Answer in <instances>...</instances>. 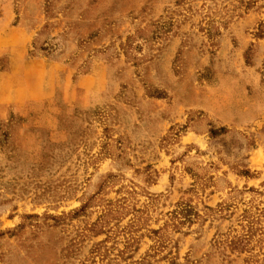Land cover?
I'll use <instances>...</instances> for the list:
<instances>
[{
    "label": "rangeland",
    "instance_id": "rangeland-1",
    "mask_svg": "<svg viewBox=\"0 0 264 264\" xmlns=\"http://www.w3.org/2000/svg\"><path fill=\"white\" fill-rule=\"evenodd\" d=\"M0 264H264V0H0Z\"/></svg>",
    "mask_w": 264,
    "mask_h": 264
},
{
    "label": "trees",
    "instance_id": "trees-1",
    "mask_svg": "<svg viewBox=\"0 0 264 264\" xmlns=\"http://www.w3.org/2000/svg\"><path fill=\"white\" fill-rule=\"evenodd\" d=\"M214 134V133H213Z\"/></svg>",
    "mask_w": 264,
    "mask_h": 264
}]
</instances>
